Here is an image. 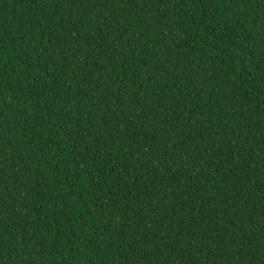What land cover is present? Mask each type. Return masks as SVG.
Segmentation results:
<instances>
[{
	"label": "trees",
	"instance_id": "16d2710c",
	"mask_svg": "<svg viewBox=\"0 0 264 264\" xmlns=\"http://www.w3.org/2000/svg\"><path fill=\"white\" fill-rule=\"evenodd\" d=\"M0 264H264V0H0Z\"/></svg>",
	"mask_w": 264,
	"mask_h": 264
}]
</instances>
